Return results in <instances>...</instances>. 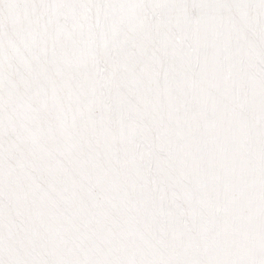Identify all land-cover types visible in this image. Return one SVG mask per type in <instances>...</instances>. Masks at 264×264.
Masks as SVG:
<instances>
[{
  "label": "snow or ice",
  "instance_id": "1",
  "mask_svg": "<svg viewBox=\"0 0 264 264\" xmlns=\"http://www.w3.org/2000/svg\"><path fill=\"white\" fill-rule=\"evenodd\" d=\"M0 264H264V0H0Z\"/></svg>",
  "mask_w": 264,
  "mask_h": 264
}]
</instances>
